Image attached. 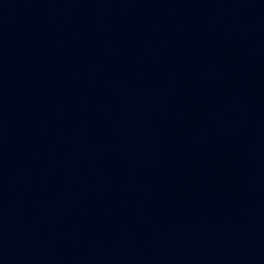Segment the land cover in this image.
I'll use <instances>...</instances> for the list:
<instances>
[{
    "label": "water",
    "instance_id": "1",
    "mask_svg": "<svg viewBox=\"0 0 264 264\" xmlns=\"http://www.w3.org/2000/svg\"><path fill=\"white\" fill-rule=\"evenodd\" d=\"M0 264H264V0H0Z\"/></svg>",
    "mask_w": 264,
    "mask_h": 264
}]
</instances>
